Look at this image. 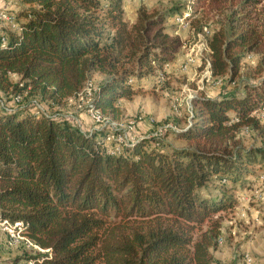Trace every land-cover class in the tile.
<instances>
[{"label":"trees","instance_id":"16d2710c","mask_svg":"<svg viewBox=\"0 0 264 264\" xmlns=\"http://www.w3.org/2000/svg\"><path fill=\"white\" fill-rule=\"evenodd\" d=\"M225 1L208 6L222 11ZM23 3L31 8L4 12L15 29L0 22V93L40 94L48 112L100 75L93 109L121 120V102L156 83L184 48L179 26H168L175 16L141 8L130 25L125 0ZM260 19L249 10L239 28L211 35L213 79L234 82L251 57L264 75ZM197 102L193 126L174 135L186 148L166 153L165 144L139 139L119 156L109 154L103 133L84 136L69 120L30 107L0 108V219L19 224L38 248L14 264H216L228 244L224 214L237 206L227 186L264 165V149L244 150L237 140L264 109V77L245 83L243 95ZM216 183L222 190L211 193Z\"/></svg>","mask_w":264,"mask_h":264},{"label":"rangeland","instance_id":"374dc122","mask_svg":"<svg viewBox=\"0 0 264 264\" xmlns=\"http://www.w3.org/2000/svg\"><path fill=\"white\" fill-rule=\"evenodd\" d=\"M130 1L136 2L135 8L127 9L130 25L135 24L141 8L147 9L150 13L171 14L177 18L178 22L170 20L168 26L174 28L179 26V34L184 42V48L178 58L179 61L164 82H154L138 87L132 100L121 102L123 114L121 120L129 122L142 119V122L136 127L134 133L136 137L147 138L169 125L185 128L187 123L185 106L184 112L182 111L179 115L173 114L170 109L171 102L180 97L183 91L193 99L195 98L196 101L194 100L193 104H189L194 108L201 98L217 99L231 93L243 95L245 83L256 85L264 77V75H259L257 68L260 60L254 58V60H248L244 63L240 76L234 82L230 83L231 78L229 76L206 82L204 79L206 73L205 60H210V54L203 52L199 57H196V52L204 43H209L213 33L221 30L229 32L232 28H239L244 15L249 10L257 17V20L261 18L264 21V0H254L258 3L252 8H243L247 0H226L222 11L214 10L208 6L210 0L201 2L205 5L202 10L195 9L194 4L197 5L198 0ZM30 8V6L24 5L23 0H0L1 13L5 11L14 13L19 9ZM137 9L139 11H136ZM184 26L187 28L186 30ZM207 34L209 35L207 36ZM182 66L187 67V71L182 72L180 70ZM105 80L104 76L95 75L89 83L97 87ZM219 81L222 82L221 86L218 85ZM12 83L19 85L20 79L13 77ZM200 88L203 90L200 91ZM20 93L23 99L22 108L29 106L31 108L32 103L37 102L48 111L46 101L40 94ZM1 97L5 98L6 101L8 100L5 94H1ZM7 102L10 103L11 100ZM49 114L52 116H76L86 131L94 127L85 112H79L75 103H66L64 108L58 111L51 109ZM149 120H153V123H148ZM162 140H164V152L166 153L172 149L187 147L186 143L178 141L174 136H168ZM237 140L244 150L264 149V121L258 120L257 125H254L249 131L245 129L238 135ZM249 171L251 175L241 177L237 186L231 182L227 186L229 188L227 193L229 196H233L237 206L233 211L224 214V230H226L228 244L226 247L223 246L224 248L217 254H214L216 264H232L234 260L236 261L235 264H242L243 255L253 256L252 249L256 247L257 241L262 240L260 243L262 246L264 245V239H261L264 236V184L259 179L264 175V165L252 167ZM222 187L216 183L209 187V191L215 193L221 191ZM232 189L234 190L232 191ZM6 238L4 234H0V264H14L19 258L30 253L31 250L29 249L31 248L28 249L24 245L15 249L8 248ZM257 258V260L253 258L254 264H264V259Z\"/></svg>","mask_w":264,"mask_h":264},{"label":"built area","instance_id":"2783aa9c","mask_svg":"<svg viewBox=\"0 0 264 264\" xmlns=\"http://www.w3.org/2000/svg\"><path fill=\"white\" fill-rule=\"evenodd\" d=\"M142 1V0H138ZM182 1V0H178ZM184 19V18H182ZM187 19V17H186ZM183 21V20H182ZM0 22L4 23L7 26L12 27L15 29L14 26V21L11 17L6 15L5 13L0 12ZM176 22H178L176 20ZM184 29L186 30L187 28ZM209 34H207L208 36ZM203 52H207L211 54L208 43H204L203 46L196 52V57H199ZM253 58H249V61H252ZM206 61V73L204 76V79L206 82H212L217 79L212 78V74L210 71L211 65H210V60H205ZM173 67H166L164 71L160 72L157 76V82L162 83L165 81L166 77L170 74V71L172 70ZM187 67L182 66L181 71H187ZM220 83L218 85H222V82L219 81ZM130 84H133V81H130ZM203 89L200 88V91ZM97 87L92 86L91 83H88L86 89L79 94L75 99H72L68 102V104H76L77 109L79 112H85L87 115V118L92 122L93 128L91 130H84L82 128V124L79 121V118L76 116H52L49 114V112L40 104L37 102L32 103V109L35 113L37 114H42L45 116H51L53 118H65L69 120L70 122L74 123L76 128H78L79 132L87 137L93 136L95 133H103L105 135V144L108 146V152L111 155H121L122 153L125 152V150L132 145H134L137 140L139 139H146L148 141H151L154 143V145L159 148L164 140L165 137L168 136H174L175 134H179L183 132L186 129H189L193 126V118H194V113H195V106L189 105L193 104L195 102V98L191 97L188 95L186 92L178 97L175 98L171 104H170V109L171 112L175 115L181 114V112H184V106H185V113H186V126L185 128H181L175 125H169L166 126L163 129L158 130L155 134L152 136H148L147 138H138L134 135L136 127L138 124L142 122V119L140 118L139 121H123V120H118L114 121L111 118L107 117L104 115L100 110H95L93 109V104L95 101V97L97 95ZM22 96H13L11 98V102L8 103L5 98H0V108L3 109L6 112L13 113L15 112L18 107H22ZM30 107V106H29ZM257 119L264 121V109H262L259 113L253 115ZM148 123L152 124L153 120L147 121ZM169 135H168V134ZM166 135V136H165ZM260 181L264 184V175L260 177ZM224 184L227 183V181L223 182ZM0 234H4L7 238L6 245L10 249H15L18 248L22 245L27 246L29 248H34L38 249L33 244L25 237H22V228L19 224H17L15 227L10 225L8 222L3 221L0 219ZM224 245V238H221L219 240V246ZM242 264H254L253 258L249 255L246 254L244 255V258L242 260Z\"/></svg>","mask_w":264,"mask_h":264},{"label":"crops","instance_id":"0c3cea01","mask_svg":"<svg viewBox=\"0 0 264 264\" xmlns=\"http://www.w3.org/2000/svg\"><path fill=\"white\" fill-rule=\"evenodd\" d=\"M128 1H130V0H125V11H126V21L128 22L129 21V19H130V17L128 16V11H127V9H133V8H135V6H136V2L134 1H130L129 3H128ZM129 7V8H128ZM140 9V8H139ZM139 9H137L136 11H139ZM179 61V59L177 60V62ZM176 62V63H177ZM176 67V64L173 66V68L172 69H174ZM261 239H264V236L263 237H261ZM258 243L255 245L256 247H254L252 250H253V258L254 259H258L257 257H260L261 259H264V245L262 246L261 244L262 243H260V242H262V240L260 241H257ZM249 244V243H248ZM217 254V253H216ZM257 256V257H256Z\"/></svg>","mask_w":264,"mask_h":264}]
</instances>
